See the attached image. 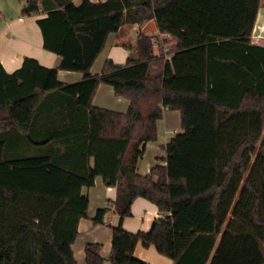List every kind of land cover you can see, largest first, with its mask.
<instances>
[{"label": "trees", "instance_id": "1", "mask_svg": "<svg viewBox=\"0 0 264 264\" xmlns=\"http://www.w3.org/2000/svg\"><path fill=\"white\" fill-rule=\"evenodd\" d=\"M263 2L23 0L21 16L45 13L42 46L60 63L26 56L7 72L0 62V264H76L71 244L89 203L81 188L96 176L116 187L92 217L118 215L109 264H150L134 256L138 241L172 264H264V46L250 38ZM151 18L175 41L170 58L139 33L136 56L90 71L110 32ZM59 69L83 76L64 83ZM100 83L129 100L125 112L92 104ZM164 109L180 111L182 131L163 146L165 163L139 174ZM60 113L69 119L50 131ZM138 196L164 215L131 232L122 220ZM100 245L85 244V264H105Z\"/></svg>", "mask_w": 264, "mask_h": 264}, {"label": "crops", "instance_id": "2", "mask_svg": "<svg viewBox=\"0 0 264 264\" xmlns=\"http://www.w3.org/2000/svg\"><path fill=\"white\" fill-rule=\"evenodd\" d=\"M13 6L11 11L0 9V62L7 72L18 69L24 57H34L45 67H57L60 63V56L42 46V35L37 24V19L43 17L45 13L39 11L29 16L19 14L23 0H8ZM92 2L104 0H90ZM75 5H79L81 0H73ZM139 33L154 36V53L158 54L163 48L165 59L171 55L169 48L175 44L170 35L159 33L156 22L153 18L141 23H125L117 31L110 32L104 44V48L94 60L90 71L99 73L105 60L110 59L115 64L125 63L128 57L137 55V35ZM251 42L264 46V2L259 7L255 24L252 29ZM167 41V42H166ZM83 74L79 71L59 69L57 78L64 83L79 81ZM53 105L55 102L48 101ZM94 106L118 112H125L129 106V100L114 94L112 86L100 83L92 98ZM53 118V117H52ZM57 127L50 128V131H60L58 128L64 127V123L69 119L67 114H58L56 117ZM38 129H33L37 135H47V119L43 114L39 117ZM53 120V119H52ZM50 122V121H49ZM157 137L145 143L144 152L138 158L136 171L139 174L149 173L150 168L156 164H164L163 157L165 150L163 146L167 144L176 133L182 131L181 115L179 110L164 109L162 117L157 120ZM92 163V159L90 160ZM81 192L88 196L89 203L87 214L78 220V234L71 244L72 252L76 264H85V244L91 241L100 242L99 253L105 259V264H109L108 257L111 250L112 228L110 224L118 221V215L110 207L105 215L103 223H94L92 217L97 208L102 207L107 201H112L116 196V187L104 184L101 176H96L92 186H83ZM131 214L122 220V226L131 232L138 230L147 231L155 218L164 214L158 211L156 205L148 199L138 196L131 206ZM134 256L147 261L150 264H172V259L156 251L153 245L144 247L140 241L135 245Z\"/></svg>", "mask_w": 264, "mask_h": 264}, {"label": "rangeland", "instance_id": "3", "mask_svg": "<svg viewBox=\"0 0 264 264\" xmlns=\"http://www.w3.org/2000/svg\"><path fill=\"white\" fill-rule=\"evenodd\" d=\"M16 3L17 0H14ZM13 8V6L10 4V2L8 0H0V9L3 10H7V11H11Z\"/></svg>", "mask_w": 264, "mask_h": 264}, {"label": "built area", "instance_id": "4", "mask_svg": "<svg viewBox=\"0 0 264 264\" xmlns=\"http://www.w3.org/2000/svg\"><path fill=\"white\" fill-rule=\"evenodd\" d=\"M168 58H170V55H169V57Z\"/></svg>", "mask_w": 264, "mask_h": 264}]
</instances>
